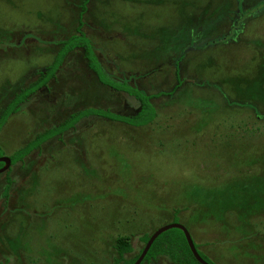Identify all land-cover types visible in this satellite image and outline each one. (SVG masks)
I'll return each mask as SVG.
<instances>
[{
  "label": "rangeland",
  "instance_id": "1",
  "mask_svg": "<svg viewBox=\"0 0 264 264\" xmlns=\"http://www.w3.org/2000/svg\"><path fill=\"white\" fill-rule=\"evenodd\" d=\"M84 1L0 0V117ZM83 20L115 89L71 53L3 128L6 155L83 109L134 114L130 90L156 95L159 116L87 118L1 174L0 264H115L118 237H133V257L169 223L214 264H264V0H91Z\"/></svg>",
  "mask_w": 264,
  "mask_h": 264
},
{
  "label": "trees",
  "instance_id": "2",
  "mask_svg": "<svg viewBox=\"0 0 264 264\" xmlns=\"http://www.w3.org/2000/svg\"><path fill=\"white\" fill-rule=\"evenodd\" d=\"M90 1L91 0L84 1L81 8L79 27L76 30L77 33L73 34L69 37V39L62 42V48L56 56L52 65H50L40 73V78L37 82L32 84L30 87L21 90V92L16 94L10 100L6 110L0 117V133L2 132L3 128L7 125L9 119L20 111L22 105L27 103L32 95L37 93L40 89L47 87L50 81L57 77V74L68 55L75 52L76 50H82L84 52L88 67L90 68V70H92V72H94V74L97 75L100 82L106 86L115 89L114 87H112V81L104 79L105 73L103 72L102 67L98 62V57L95 54L94 48L92 46V41L83 31V27L85 24L83 16L88 11V4L90 3ZM217 21L218 19L216 20V23ZM178 75L180 76L179 72ZM116 88H118L116 89L118 92H126L127 89L126 87L122 86H116ZM128 94L130 97H133L137 102H139L140 109L135 115L132 116L116 114L115 112L109 109L103 108H89L79 112H75L70 115V117L65 122L55 128L48 129L38 134L34 140H32L26 146L15 152L11 156L12 167L16 166L19 163H24L25 160L31 154L34 153V151L41 149V147L45 143L57 137L61 138L65 133L75 130L76 127L83 120L90 117H100L109 121L123 123L135 128H143L152 125L159 116L156 108L151 103L153 98L156 96L149 95L148 97H144V94L138 93L134 90H130ZM5 155L6 154L0 145V158L4 157ZM3 166L4 164L0 163V168H2ZM10 172L11 170L8 173ZM12 184V180L10 179L5 192L10 191L9 187ZM180 213L181 211L177 210L176 219H180L178 215ZM244 219L247 220L246 218ZM152 234L153 233H147L141 238V241L143 242L144 246L148 243ZM132 238L133 237L129 235H124L117 238L114 245V248L117 252L115 264H135V262L140 257L144 247L133 257H128V255H132L135 252V246L133 244ZM200 254L207 262L213 264V262L206 255L201 252ZM161 256L168 257L175 264H200L194 257L184 232L179 229H171L163 233L155 241L142 264H151L153 261L157 260Z\"/></svg>",
  "mask_w": 264,
  "mask_h": 264
},
{
  "label": "water",
  "instance_id": "3",
  "mask_svg": "<svg viewBox=\"0 0 264 264\" xmlns=\"http://www.w3.org/2000/svg\"><path fill=\"white\" fill-rule=\"evenodd\" d=\"M0 163L4 164V167L0 169V174H3L5 172H7L11 166H12V160L10 157L8 156H4L0 158ZM171 229H179L181 231L184 232L187 242L189 244V247L194 255V257L197 259V261L200 264H210L209 262H207L200 254L196 243L190 233V231L186 228V226H184L183 224L180 223H172L169 225H166L164 227L159 228L157 231H155V233H153V235L150 237L148 243L144 246V249L140 255V257L138 258V260L135 262V264H142L143 261L145 260L146 256L148 255L150 249L152 248L153 244L155 243V241L165 232L171 230Z\"/></svg>",
  "mask_w": 264,
  "mask_h": 264
},
{
  "label": "flooded vegetation",
  "instance_id": "4",
  "mask_svg": "<svg viewBox=\"0 0 264 264\" xmlns=\"http://www.w3.org/2000/svg\"><path fill=\"white\" fill-rule=\"evenodd\" d=\"M86 24H87V22H86ZM78 27H79V23H78V25L76 26V30L78 29ZM86 30V27H85V24H84V27H83V31L86 33V35L88 36V33L85 31ZM77 32L75 31V33L74 34H76ZM72 36V35H71ZM69 37V36H68ZM67 39H69V38H67V36L65 35V36H62L61 37V40H57V39H55L54 40V44H55V46L52 48V50H51V54L53 53V51H54V49H55V57H54V60H55V58H56V56L58 55V53H59V51L61 50V48H62V42H64L65 40H67ZM69 56V55H68ZM54 60H53V62H54ZM85 61H86V59H84ZM66 61V60H65ZM65 61H64V63H65ZM87 62V61H86ZM98 62H99V64L101 65V67H102V64H101V62H100V60H99V57H98ZM64 63H63V65H64ZM52 65V64H51ZM63 65L61 66V68L63 67ZM50 66V65H49ZM49 66H47V67H49ZM87 66H88V64H87ZM46 67V68H47ZM46 68H42V70H40V71H34V73H35V77H32V78H30V84H28V86L26 87V88H28V87H30L32 84H34L35 82H37L38 81V79L40 78V73L42 72V71H44ZM60 68V69H61ZM89 70H90V68H89ZM102 70H103V67H102ZM59 72H60V70H59ZM59 72H58V74H59ZM103 72H104V70H103ZM34 73H32L33 75H34ZM105 73V72H104ZM58 74H57V77L55 78V79H53V80H51L50 81V83L48 84V86L47 87H45V88H42V89H40L37 93H39L40 91H48V90H53L52 89V85H51V83L52 82H55V81H57V78H58ZM94 74V73H93ZM96 75V74H95ZM97 76V75H96ZM33 78H35L34 80H32ZM97 79H98V77H97ZM99 80V79H98ZM100 81V80H99ZM115 82V81H114ZM124 82H127V83H129L130 84V81H128L127 79H125L124 80ZM120 83V82H119ZM123 83V82H122ZM26 85H23V86H18V88H17V93L16 94H18L19 92H21V90H23V89H25V88H23L22 89V87H25ZM37 93H35V94H37ZM15 94V95H16ZM34 94V95H35ZM14 95V96H15ZM40 94H38V96H39ZM13 96V97H14ZM33 96V95H32ZM156 96V95H155ZM133 98V97H132ZM31 99V98H30ZM29 99V101L28 102H30V103H32L33 101H31ZM33 100H34V98H33ZM136 101V100H135ZM27 102V103H28ZM137 102V101H136ZM27 103H25V104H23L22 105V107H21V109H20V111L19 112H21V111H23V109H24V107L25 106H27ZM29 103V104H30ZM139 103V102H138ZM139 109H140V105H139ZM139 109L134 113V114H136L138 111H139ZM84 110V109H83ZM80 111H82V110H80ZM112 111V110H111ZM18 112V113H19ZM116 114H120V113H116ZM134 114H121V115H134ZM70 117V116H69ZM69 117H66L65 119H62V121L61 122H59V124L57 125V126H59L60 124H62L63 122H65ZM91 118V117H90ZM57 126H55V127H57ZM55 127H52V128H55ZM78 127V126H77ZM52 128H47V129H45L44 131H46V130H48V129H52ZM44 131H42V132H44ZM72 131H74V130H72ZM42 132H39L38 134H40V133H42ZM69 132H71V131H69ZM69 132H67V133H69ZM67 133H65L61 138H59V137H57V138H54V139H58V140H60V141H62L63 140V138H64V136L67 134ZM37 134V135H38ZM36 135V136H37ZM35 136V137H36ZM35 137L33 138V139H31V140H29L27 143H26V145L29 143V142H31L32 140H34L35 139ZM54 139H52V140H54ZM52 140H50V141H52ZM49 142V141H48ZM47 142V143H48ZM47 143H45L44 145H46ZM44 145L41 147V149H39V150H36V151H34V153L35 152H37V151H39V153L42 151V149H43V147H44ZM6 154V153H5ZM32 155V154H31ZM30 155V156H31ZM5 156H8V157H10L11 158V156H9V155H5ZM29 156V157H30ZM12 160V159H11ZM27 160V159H26ZM25 160V161H26ZM25 163V162H24ZM19 164H23V163H19ZM18 165V164H17ZM4 167V166H3ZM2 167V168H3ZM15 167V166H14ZM1 169V168H0ZM11 170V172L13 171V167L11 166V168L7 171V172H5L6 174H10V173H8L9 171ZM5 173H3V174H5ZM1 175V174H0ZM9 179H11V178H9ZM169 224H172V223H169ZM153 233H155V232H153ZM153 235V234H152ZM197 246V245H196ZM199 250V249H198ZM199 252H201V251H199ZM211 264V263H210ZM214 264V263H213Z\"/></svg>",
  "mask_w": 264,
  "mask_h": 264
},
{
  "label": "crops",
  "instance_id": "5",
  "mask_svg": "<svg viewBox=\"0 0 264 264\" xmlns=\"http://www.w3.org/2000/svg\"><path fill=\"white\" fill-rule=\"evenodd\" d=\"M76 27V26H75ZM71 35L69 34V37H70ZM52 55V54H51ZM53 60H54V58H53ZM53 63V62H52ZM146 81H148V80H146ZM150 95H154L153 93H149ZM159 259V258H158ZM157 259V260H158ZM157 260H155V261H157Z\"/></svg>",
  "mask_w": 264,
  "mask_h": 264
}]
</instances>
